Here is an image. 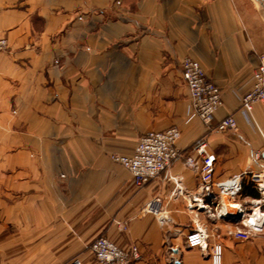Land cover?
Instances as JSON below:
<instances>
[{"label": "crops", "instance_id": "1", "mask_svg": "<svg viewBox=\"0 0 264 264\" xmlns=\"http://www.w3.org/2000/svg\"><path fill=\"white\" fill-rule=\"evenodd\" d=\"M0 37L10 46L0 54V264H91L88 246L100 235L136 246V264H213L216 243L221 264H264V234L230 235L255 198L216 187L214 200L205 196L199 157L196 168L178 160L142 186L110 159L176 125L184 156L205 140L215 183L240 176L243 186L264 171V103L241 109L264 63V0H0ZM163 55L193 57L220 88L212 127L190 110L181 69L164 68ZM171 81L186 97L174 118ZM227 116L237 129H213ZM154 197L162 225L142 212ZM224 197L245 208L240 221L218 216ZM202 199L216 212L196 209ZM196 228L209 239L191 249Z\"/></svg>", "mask_w": 264, "mask_h": 264}, {"label": "built area", "instance_id": "2", "mask_svg": "<svg viewBox=\"0 0 264 264\" xmlns=\"http://www.w3.org/2000/svg\"><path fill=\"white\" fill-rule=\"evenodd\" d=\"M7 40L0 38V52L6 48ZM183 78L188 86L191 99L193 101L194 112L197 117L206 123L212 124L214 113L222 105L219 88L210 81L201 64L192 58H185L182 63ZM258 71L254 74V88L242 100L244 108L250 110V103H264V63L258 67ZM237 129L236 120L230 116L219 121L215 125V130L225 132L228 130ZM180 131L176 128H171L162 132H148L137 143L134 153L130 156H116L114 160L120 163L133 176L137 185H144L165 172L175 161L183 159L186 166L196 168V159L199 157L201 165L199 167L202 181V193L215 199L216 195L214 187H216L221 195L235 196L241 191L240 176L234 177L225 183H215V156L207 151V146L202 139L196 141L194 155L184 156L177 148V142L180 139ZM256 160L260 159V154H255ZM251 181L255 184L257 190L262 194V198L255 201V206L262 209L264 206V175L261 172L252 173ZM203 207H201V205ZM213 204V202H212ZM196 208H209L204 204V200L196 203ZM254 206V207H255ZM193 208V207H192ZM146 213H151L158 216L163 222L162 203L159 199H154L149 202L144 210ZM243 215L245 210H238ZM226 213L224 205H221L219 217ZM254 211H252V214ZM247 214V213H246ZM249 215H247L248 217ZM162 224V223H161ZM244 229H236L230 235L240 240H248L254 232H262L264 229V221L259 224H247L243 221ZM209 239V234L204 228H198L191 231L187 237V245L191 249L201 248L205 246ZM94 254L97 264H132L139 258L138 251L132 249L127 252L121 249L117 244L106 238L96 239L90 247ZM212 263H222V246L215 244L212 247ZM71 264H81L79 260H75Z\"/></svg>", "mask_w": 264, "mask_h": 264}, {"label": "rangeland", "instance_id": "3", "mask_svg": "<svg viewBox=\"0 0 264 264\" xmlns=\"http://www.w3.org/2000/svg\"><path fill=\"white\" fill-rule=\"evenodd\" d=\"M0 38H3V39H6L7 40V44H6V48L3 50V51H1L0 52V54L1 53H5V52H7L8 50H9V48H10V46H9V41H8V39L7 38H5V37H0ZM163 57L166 59L165 61H164V68H167V69H171L172 71H177V70H179V69H181L180 71H181V73H182V76H183V72H182V66H181V63H182V61L185 59V58H192V59H194L193 57H191V56H184V57H182L181 59H180V61H175V63L173 62V61H169L168 62V59H167V55H163ZM194 60H196V59H194ZM198 61V60H197ZM199 62V61H198ZM166 63H169V65H166ZM200 63V62H199ZM201 64V63H200ZM262 65V64H261ZM202 66V65H201ZM203 68V67H202ZM258 69L259 68H257L256 70H255V72H254V74L258 71ZM203 70H204V68H203ZM205 71V70H204ZM206 73V72H205ZM206 76H207V78L210 80V81H212L211 79H210V77L206 74ZM253 78H254V75H253ZM184 79V78H183ZM184 81H185V79H184ZM213 82V81H212ZM214 84H215V82H213ZM255 83V82H254ZM254 83H253V86H254ZM183 85H185L186 87H187V89H188V86H187V84H186V81H185V83L183 84ZM216 85V84H215ZM217 86V85H216ZM252 86V88L250 89V91L254 88ZM218 87V86H217ZM219 88V87H218ZM170 89H171V93H170V96H166L165 95V99H168V100H170V102H171V104H172V108H171V111L169 112V114H170V117L172 118H174L175 117V114H176V110H177V108L176 107H173V104H177L176 102H178V101H184L185 99H186V97H185V95L183 96L182 95V93L181 94H179L180 96H178V94H177V92H175L177 89H179V84L178 83H174V82H170ZM219 90H220V88H219ZM158 90H156V93H155V95L157 96V94H159V93H161V92H157ZM188 92H189V89H188ZM177 94V95H176ZM220 94L222 95V93H221V90H220ZM243 99H244V97H243ZM189 102H190V110L194 113V115L197 117V115L195 114V112H194V108H193V101H192V99H191V95H190V92H189ZM254 103H257V102H253V103H250L251 105H250V110H247L246 108H244V106H243V102H242V107H241V109L244 111V113H246V114H248L250 111H251V109H252V106H253V104ZM259 103H262V102H259ZM223 107V103H222V105L220 106V108L219 109H221ZM219 111V110H218ZM156 113H157V110H156ZM227 117H230V116H227ZM227 117H223V118H221L219 121H221V120H223V119H226ZM198 118V117H197ZM214 118V117H213ZM199 119V118H198ZM200 120V119H199ZM201 121V120H200ZM218 121V122H219ZM203 124H205L206 126H210V127H212V125H207L206 123H204L203 121H201ZM217 122V123H218ZM212 123H213V119H212ZM171 128H176V129H178L179 131H180V129L176 126V125H171V126H169V127H167L166 129H164V130H157V131H155V130H151V131H149V132H162V131H166V130H168V129H171ZM213 129H215V126L213 127ZM217 131V130H216ZM229 131V130H228ZM218 132H220V131H218ZM225 132H227V131H225ZM148 133V132H147ZM147 133H145V134H147ZM144 134V135H145ZM180 134H181V131H180ZM144 135H142L141 137H143ZM141 137L138 139V141H137V143L139 142V140L141 139ZM181 137V136H180ZM203 141L202 142H205V140L203 139V138H201ZM179 141V140H178ZM178 143V142H177ZM206 143V142H205ZM137 145V144H136ZM136 147V146H135ZM197 147V145L195 144V148ZM178 148V147H177ZM135 150V149H134ZM133 153H134V151H133ZM132 153V154H133ZM132 154H123V155H119V154H112L111 156H110V159L114 162V163H116V164H119L120 166H122L120 163H118V162H116L115 160H114V158L116 157V156H119V157H121V156H130V155H132ZM181 160H183V159H181ZM264 165V164H263ZM123 167V166H122ZM124 168V167H123ZM125 169V168H124ZM127 170V169H126ZM262 170H264V167L262 168L261 167V171ZM128 171V170H127ZM129 172V171H128ZM130 173V172H129ZM164 173V172H163ZM261 174H263L264 175V171L263 172H261ZM131 175V174H130ZM132 176V175H131ZM161 176V175H160ZM159 176V177H160ZM251 176H252V174L250 175V179H251ZM133 177V176H132ZM133 180H134V178H133ZM134 182H135V180H134ZM136 183V182H135ZM252 184H253V186H254V188L257 190V188H256V186H255V184L253 183V182H251ZM147 184V183H146ZM137 185V184H136ZM145 185V184H144ZM139 186V185H138ZM142 186V185H141ZM258 191V190H257ZM157 199H159L160 200V198H158V197H156ZM155 197L153 198V199H151L149 202H151L152 200H154V199H156ZM161 201V200H160ZM223 201L224 202H228V201H230L227 197H224L223 198ZM255 201H256V199H250V200H244V202H243V206H245L246 208H250L249 210H251L250 211V213L248 214L249 216L248 217H246L245 218V222L247 223V224H249V223H253V224H259V223H261V222H263L264 221V209H259V207H256L255 206ZM149 202H147L146 204H145V206L144 207H146V205L149 203ZM212 202L213 201H210V203H205L204 202V204L205 205H207V206H209V208H201V209H209V210H213V212H216V209H215V206L212 204ZM161 203H162V201H161ZM255 206V208L256 209H254L253 207ZM144 207H143V209L142 210H144ZM192 207H194V206H192ZM219 209H217V210H221V206L220 207H218ZM264 208V207H263ZM196 209H198V208H196ZM252 211H254V213L252 214ZM142 212H144V213H146L145 211H142ZM236 212H238L237 210H234V209H231V210H227L226 209V213L224 214V215H221L222 217L223 216H225V215H227L228 213H236ZM239 213H241V212H239ZM146 214H151V213H146ZM242 214V213H241ZM151 215H153V214H151ZM162 215H163V211H162ZM155 218H156V220L160 223V225H162L165 221H166V219H165V217H164V215H163V222L161 221V219L158 217V216H156V215H153ZM221 218V217H220ZM244 221V220H243ZM243 221H241L240 222V227L241 228H239V229H244V225H243ZM162 223V224H161ZM126 229L127 227L126 226H123V229ZM196 229H198V228H196ZM195 230V229H194ZM193 231V230H192ZM208 233V232H207ZM263 235L264 234V229L262 230V232H254V233H252L251 234V237H250V239H248V240H246V241H250L251 239H253L254 237H256V236H258V235ZM98 238H106V239H109V237H107V236H104V235H100V236H97V237H95L94 239H93V241L89 244V246H88V249H89V251H88V256L86 257V261H89L90 260V263L91 264H97V260H96V258H95V256H94V254L91 252V249H90V247L92 246V244H93V242L96 240V239H98ZM110 241H112V242H114L113 240H111V239H109ZM115 244H117L121 249H124L125 251H127V252H131L132 251V249H136L137 251H138V254H139V258L138 259H136L132 264H136L140 259H141V254H140V252H139V250H138V248L136 247V246H131V247H129V248H124V247H122V246H120L117 242H114ZM216 244H219V243H216ZM221 245V244H220ZM172 257V256H171ZM212 259V258H211ZM75 260H79L80 262H81V264H84V259L83 258H81V257H75L71 262H69L68 264H71L72 262H74ZM172 261L175 263V259H172Z\"/></svg>", "mask_w": 264, "mask_h": 264}, {"label": "trees", "instance_id": "4", "mask_svg": "<svg viewBox=\"0 0 264 264\" xmlns=\"http://www.w3.org/2000/svg\"><path fill=\"white\" fill-rule=\"evenodd\" d=\"M241 194L242 196H251L255 199H257L259 196L258 191L254 188L252 183L244 184L241 188Z\"/></svg>", "mask_w": 264, "mask_h": 264}, {"label": "bare ground", "instance_id": "5", "mask_svg": "<svg viewBox=\"0 0 264 264\" xmlns=\"http://www.w3.org/2000/svg\"><path fill=\"white\" fill-rule=\"evenodd\" d=\"M248 94V93H247ZM246 94V95H247ZM221 95V94H220ZM245 95V96H246ZM244 96V97H245ZM221 97V96H220ZM221 101L223 102L222 100V97H221ZM219 110V109H218ZM218 110L214 113L213 117L215 116V114L218 112ZM224 208L227 209V210H231V209H234V210H244L245 208H242V205L237 203V202H232V201H228V202H225L224 203ZM239 212V211H238Z\"/></svg>", "mask_w": 264, "mask_h": 264}, {"label": "water", "instance_id": "6", "mask_svg": "<svg viewBox=\"0 0 264 264\" xmlns=\"http://www.w3.org/2000/svg\"><path fill=\"white\" fill-rule=\"evenodd\" d=\"M222 218H231L233 219L235 222H238L241 220L242 218V214L239 213V212H236V213H228L227 215L223 216ZM175 263H178L177 260H175Z\"/></svg>", "mask_w": 264, "mask_h": 264}]
</instances>
